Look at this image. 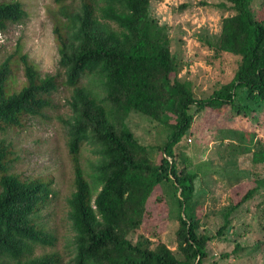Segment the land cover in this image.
I'll return each mask as SVG.
<instances>
[{"label": "trees", "instance_id": "16d2710c", "mask_svg": "<svg viewBox=\"0 0 264 264\" xmlns=\"http://www.w3.org/2000/svg\"><path fill=\"white\" fill-rule=\"evenodd\" d=\"M69 1L53 0L58 6L53 33L64 80L58 73L41 76L22 54L24 82L17 91H7L14 62L12 56L4 59L0 131L43 116L52 95L62 85L69 87L71 115L64 123L74 175L67 212L73 264H203L209 243L224 235L231 214L251 201L260 186L234 193L221 212L222 224L215 231L203 228L187 209L197 173L180 161L174 147L198 112L227 106L244 113L239 90L245 101L264 106V0L261 19L251 0H224L233 14L222 19L219 34L205 44L212 57L227 53L238 63L231 80L203 98L195 95L191 82L180 79L182 62L170 51L167 27L149 15V0H80L76 10L67 8ZM25 15L20 2H1L0 32ZM131 111L170 130L157 147V162L149 160L127 127ZM85 146L92 156L88 175L80 164ZM11 157L10 145L0 140V264H59L57 253L34 255L35 246L55 242L35 222L37 211L52 197L51 181L10 173ZM158 186L176 196L173 250L154 244L156 231L134 237Z\"/></svg>", "mask_w": 264, "mask_h": 264}, {"label": "rangeland", "instance_id": "374dc122", "mask_svg": "<svg viewBox=\"0 0 264 264\" xmlns=\"http://www.w3.org/2000/svg\"><path fill=\"white\" fill-rule=\"evenodd\" d=\"M13 1L23 5L26 15L0 32V63L11 56L14 62L7 91H17L24 82L18 60L22 54L41 76L58 73L63 81L53 33L58 6L53 0H0V3ZM79 4L80 0H72L67 2V8L76 10ZM250 7L261 19L263 0H251ZM232 14L230 4L224 0H149V15L167 27L170 51L182 62L179 77L192 83L197 97L208 96L234 75L238 58L227 53L214 58L205 44L219 34L222 19ZM70 95L71 89L62 85L52 95L51 106L43 111V116L25 118L22 128L0 131V140L9 144L12 152L10 173L24 179L51 181L52 197L37 211L35 222L55 242L52 246H35L34 255L57 253L59 264H73L74 254L73 232L67 219L74 175L64 123L71 115L67 105ZM238 97L245 106L244 113L238 114L235 108L227 106L198 112L191 128L174 147L180 161L197 173L194 197L187 209L203 228L215 231L222 224L221 212L234 193L241 195L255 184L260 186L251 201L231 214L224 235L209 243L203 264H264V106L245 101L242 90L238 91ZM126 124L147 149L149 160L157 162L161 154L157 147L166 141L170 130L134 111L128 114ZM90 160L92 156L85 146L80 164L87 175ZM176 207V196L165 186L156 187L147 202L143 224L134 237L156 231L154 244L162 242L173 250Z\"/></svg>", "mask_w": 264, "mask_h": 264}]
</instances>
